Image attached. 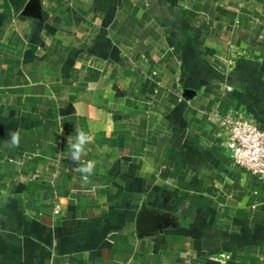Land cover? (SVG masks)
I'll return each instance as SVG.
<instances>
[{
  "label": "crops",
  "instance_id": "obj_1",
  "mask_svg": "<svg viewBox=\"0 0 264 264\" xmlns=\"http://www.w3.org/2000/svg\"><path fill=\"white\" fill-rule=\"evenodd\" d=\"M32 1L0 0V264H264L219 127L264 130V0Z\"/></svg>",
  "mask_w": 264,
  "mask_h": 264
},
{
  "label": "built area",
  "instance_id": "obj_2",
  "mask_svg": "<svg viewBox=\"0 0 264 264\" xmlns=\"http://www.w3.org/2000/svg\"><path fill=\"white\" fill-rule=\"evenodd\" d=\"M221 145L233 164L264 180V130L247 117L229 113L219 118Z\"/></svg>",
  "mask_w": 264,
  "mask_h": 264
},
{
  "label": "clouds",
  "instance_id": "obj_3",
  "mask_svg": "<svg viewBox=\"0 0 264 264\" xmlns=\"http://www.w3.org/2000/svg\"><path fill=\"white\" fill-rule=\"evenodd\" d=\"M93 137L87 134L82 129H75V138L70 135L68 137V159L73 163L78 164L81 161L82 156L87 154V146L92 143ZM21 143V130L16 129L9 132V138L6 141V146L19 147ZM96 168V162L88 160L83 166L77 167L76 171L81 173L82 182L86 183L90 176L93 175L94 169Z\"/></svg>",
  "mask_w": 264,
  "mask_h": 264
},
{
  "label": "water",
  "instance_id": "obj_4",
  "mask_svg": "<svg viewBox=\"0 0 264 264\" xmlns=\"http://www.w3.org/2000/svg\"><path fill=\"white\" fill-rule=\"evenodd\" d=\"M36 6H37V1L33 0L30 3V5H29V7H28V9L26 11L27 12L26 14H29L32 10H34V8H36ZM146 216L148 217V215H146L145 212L143 214H141V216H140V221H141L142 225H145V226H146V223H145V220H146L145 217ZM140 231L143 232L144 231V227H140Z\"/></svg>",
  "mask_w": 264,
  "mask_h": 264
}]
</instances>
